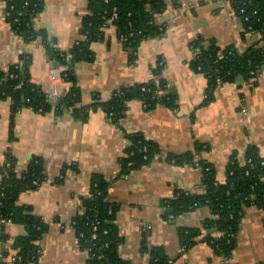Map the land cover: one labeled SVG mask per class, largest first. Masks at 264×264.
Wrapping results in <instances>:
<instances>
[{
	"label": "crops",
	"instance_id": "obj_1",
	"mask_svg": "<svg viewBox=\"0 0 264 264\" xmlns=\"http://www.w3.org/2000/svg\"><path fill=\"white\" fill-rule=\"evenodd\" d=\"M163 1L165 8L154 18L164 26L163 31L142 39L132 60L115 25L108 23L103 38L90 44L91 57L77 61L74 73L84 105L106 100L115 89L146 82L169 92V103L146 107L138 99L129 100L116 123L100 108L90 110L84 120L69 111L39 112L29 107L12 116L10 99L0 97V169L9 153L17 173L35 158L46 175L37 187L19 191L15 199L46 225L37 241V264H86L88 253L80 246L72 220L82 210L81 198L89 194L93 175L108 182L107 197L119 205L115 223L122 241L118 253L131 264L149 263L142 244L163 246L170 264L264 262V208L245 209L236 247L228 259L204 241L187 250L182 246L178 229L200 226L211 214L208 206L164 215L165 201L177 193L204 192L197 162L211 164L222 182L230 156L242 161L246 151L255 147L264 158V65L254 79L219 84L212 99L204 102L207 78L191 64L196 40L211 39L220 48L233 45L243 51L258 36L249 33L242 38L241 20L229 0ZM87 2L42 0L35 25L56 48L67 52L83 38L80 29ZM39 43L24 41L11 29L5 3L0 0V68H8L26 54L31 81L48 93L52 85L57 86L50 76L55 63ZM58 82L65 92L69 83ZM132 132L153 142L157 154L148 164L124 172L122 158L130 145L127 134ZM186 155L191 161L175 162V156ZM5 233L7 238L0 239V260L13 264L11 257L16 252L11 242L24 235L26 228L11 223L5 226Z\"/></svg>",
	"mask_w": 264,
	"mask_h": 264
},
{
	"label": "trees",
	"instance_id": "obj_2",
	"mask_svg": "<svg viewBox=\"0 0 264 264\" xmlns=\"http://www.w3.org/2000/svg\"><path fill=\"white\" fill-rule=\"evenodd\" d=\"M5 3V18L11 29L26 42L39 40L43 44L52 62L61 66L62 80L69 83L65 92L55 101L29 76L30 59L26 54L19 56L21 62L11 64L5 71L0 68V97L11 101V115L22 108L35 111L56 113L69 111L74 117L84 120L90 110L100 108L114 122L124 115L126 103L138 99L153 107L169 103L170 93L157 96L160 86L150 82L134 84L128 89H115L109 98L94 104L84 105L80 100V88L77 84L74 65L77 61L91 57L90 44L103 38L106 19L116 13L112 22L122 45L130 53L131 60L139 42L151 35L162 32L154 22L156 14L165 8L163 0H88L87 11L82 16L81 35L67 52L61 51L48 39L46 33L35 25V18L42 8V0H2ZM233 13L242 23L241 36L245 38L251 29L257 34L254 44L240 51L235 46L224 48L217 46L211 39L198 38L194 43L197 49L191 64L194 69L207 78L206 99H212L215 88L223 82L238 79L249 80L259 76L264 65V0H229ZM246 18V19H245ZM164 27V26H163ZM161 64V63H160ZM13 73L10 77L8 74ZM21 83L20 87H16ZM145 88V89H143ZM130 145L122 158L123 171L139 168L148 164L157 154L156 145L144 138L139 132L128 133ZM197 148L200 145L197 144ZM177 157L176 163L191 161V156ZM178 158V159H177ZM264 158L259 156L255 147H250L242 161L232 155L226 165L225 180L216 178L215 168L207 162H197L202 172L203 193L179 192L165 201L166 211L178 215L199 206H208L210 216L200 226L180 227L178 229L185 250L196 242L204 241L222 258H230L237 244V234L245 209L250 206L264 208ZM15 159L6 154L4 166L0 169V216L10 218L12 223L23 224L24 235L17 236L11 242L18 264H37L40 246L37 241L46 230V225L36 221L30 208L18 205L15 199L19 191L37 187L46 179L40 161L31 159L27 168L16 172ZM37 181V184L33 182ZM108 182L93 175L91 188L87 196L81 198L82 210L73 220V227L83 249L89 252L86 264H131L118 253L122 236L115 223L119 205L107 197ZM5 226L0 224V239L5 240ZM142 252L149 255L148 264H170L163 246L147 247L142 244ZM7 255L6 252L4 253ZM3 254V255H4ZM0 264H4L0 260ZM259 264H264L261 262Z\"/></svg>",
	"mask_w": 264,
	"mask_h": 264
},
{
	"label": "built area",
	"instance_id": "obj_3",
	"mask_svg": "<svg viewBox=\"0 0 264 264\" xmlns=\"http://www.w3.org/2000/svg\"><path fill=\"white\" fill-rule=\"evenodd\" d=\"M115 16H116V13H114L112 16H110L109 18H107L106 19V23H112L113 22V20H114V18H115ZM246 19V18H245ZM157 24V26H158V30H163V26L161 25V23H156ZM250 33H255L252 29H251V31H250ZM34 41H36V40H34ZM39 41V40H38ZM40 42V41H39ZM40 45H42L43 46V44L42 43H39ZM44 47V46H43ZM196 52H197V49H196ZM196 52H195V55H196ZM18 62V67L20 68L21 67V62L20 61H17ZM63 68L61 67V66H59V65H57V64H54L53 66H52V68L50 69V76H51V79H52V81L54 82V81H56L55 83H57V86L56 85H52L51 87H50V89H49V91H48V94L49 95H51V96H53V95H55V96H58V95H61V94H63L64 93V91L58 86V81H59V79H62V77H61V70H62ZM5 71H7V69H4ZM10 77H13L14 76V74L13 73H9L8 74ZM21 86V83H19V84H17V86L16 87H20ZM143 89H145V88H143ZM162 93H164V91L163 90H157L156 92H155V94L157 95V96H160ZM143 102V101H142ZM143 104L146 106V104L143 102ZM261 164H264V161H261ZM34 184H37V181H34L33 182ZM1 203V202H0ZM12 223V221H11V219L10 218H5V217H3V216H0V224L2 225H9V224H11ZM86 251H87V253H88V255H89V252H88V250L87 249H85ZM40 251V250H39ZM1 255V254H0ZM11 260H12V263L13 264H18V262H19V256L17 255H13L12 257H11Z\"/></svg>",
	"mask_w": 264,
	"mask_h": 264
},
{
	"label": "water",
	"instance_id": "obj_4",
	"mask_svg": "<svg viewBox=\"0 0 264 264\" xmlns=\"http://www.w3.org/2000/svg\"><path fill=\"white\" fill-rule=\"evenodd\" d=\"M62 95V94H61ZM61 95H58L56 98H59Z\"/></svg>",
	"mask_w": 264,
	"mask_h": 264
}]
</instances>
